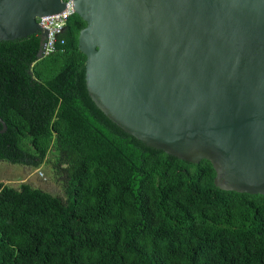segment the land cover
I'll return each mask as SVG.
<instances>
[{
    "label": "trees",
    "instance_id": "trees-1",
    "mask_svg": "<svg viewBox=\"0 0 264 264\" xmlns=\"http://www.w3.org/2000/svg\"><path fill=\"white\" fill-rule=\"evenodd\" d=\"M85 24L71 15L44 57L39 32L0 40V161L49 164L64 193L0 182V264H264V194L222 190L208 160L108 119L85 84Z\"/></svg>",
    "mask_w": 264,
    "mask_h": 264
},
{
    "label": "water",
    "instance_id": "water-1",
    "mask_svg": "<svg viewBox=\"0 0 264 264\" xmlns=\"http://www.w3.org/2000/svg\"><path fill=\"white\" fill-rule=\"evenodd\" d=\"M64 0H0V40ZM88 95L146 145L264 194V0H72ZM2 129L6 125L0 118Z\"/></svg>",
    "mask_w": 264,
    "mask_h": 264
},
{
    "label": "rangeland",
    "instance_id": "rangeland-1",
    "mask_svg": "<svg viewBox=\"0 0 264 264\" xmlns=\"http://www.w3.org/2000/svg\"><path fill=\"white\" fill-rule=\"evenodd\" d=\"M59 177L50 169L49 164L30 168L19 164L0 161V182L17 187L25 182L53 195L64 196Z\"/></svg>",
    "mask_w": 264,
    "mask_h": 264
},
{
    "label": "built area",
    "instance_id": "built-area-1",
    "mask_svg": "<svg viewBox=\"0 0 264 264\" xmlns=\"http://www.w3.org/2000/svg\"><path fill=\"white\" fill-rule=\"evenodd\" d=\"M64 8L54 14L36 17V22L42 36L39 48V57H44L52 53L57 44H62L63 40L58 36L63 30L67 19L74 14L72 0H64Z\"/></svg>",
    "mask_w": 264,
    "mask_h": 264
}]
</instances>
